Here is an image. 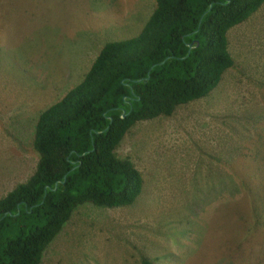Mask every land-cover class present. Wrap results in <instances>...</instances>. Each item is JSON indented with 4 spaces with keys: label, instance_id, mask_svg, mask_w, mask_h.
<instances>
[{
    "label": "rangeland",
    "instance_id": "374dc122",
    "mask_svg": "<svg viewBox=\"0 0 264 264\" xmlns=\"http://www.w3.org/2000/svg\"><path fill=\"white\" fill-rule=\"evenodd\" d=\"M154 7L155 0H0L5 195L35 170L40 113L81 83L106 43L137 36ZM256 20L244 34L238 26L228 31L234 64L208 96L170 117L137 123L117 147L116 156L142 175L135 202L78 206L40 264H140L142 258L264 264V236L257 238L264 208V14Z\"/></svg>",
    "mask_w": 264,
    "mask_h": 264
},
{
    "label": "trees",
    "instance_id": "16d2710c",
    "mask_svg": "<svg viewBox=\"0 0 264 264\" xmlns=\"http://www.w3.org/2000/svg\"><path fill=\"white\" fill-rule=\"evenodd\" d=\"M263 3L155 0L137 36L106 43L81 83L37 119L35 170L0 199V264H40L78 206L133 204L142 175L116 156L117 147L137 123L170 117L178 106L208 96L234 64L228 31ZM259 195L250 198L257 208ZM261 216L257 238L264 236V208ZM140 264L155 263L142 258Z\"/></svg>",
    "mask_w": 264,
    "mask_h": 264
},
{
    "label": "crops",
    "instance_id": "0c3cea01",
    "mask_svg": "<svg viewBox=\"0 0 264 264\" xmlns=\"http://www.w3.org/2000/svg\"><path fill=\"white\" fill-rule=\"evenodd\" d=\"M263 14H264V6L262 4L261 7L254 14H252L246 21H244L243 23L237 25L238 28H239V34L240 35L244 34L247 26H248V29H250L251 27H256L257 23H258V20H256L257 16H261ZM227 49H228V45H227ZM222 80H221V82H222ZM7 183H8L7 182V177L5 175L3 176L1 174V176H0V195H2L1 194L2 190L4 191L3 195H5V193H6L5 189L7 187ZM2 197L3 196H0V198H2Z\"/></svg>",
    "mask_w": 264,
    "mask_h": 264
},
{
    "label": "water",
    "instance_id": "95a60500",
    "mask_svg": "<svg viewBox=\"0 0 264 264\" xmlns=\"http://www.w3.org/2000/svg\"><path fill=\"white\" fill-rule=\"evenodd\" d=\"M211 7H209V9H210ZM188 48H189V50H188V53H187V56L189 55V53H190V50L193 48V47H191V46H188ZM148 78H146V80H147ZM124 116L122 115L121 116V118H123ZM57 185V184H56ZM56 185H55V187H54V190L56 189Z\"/></svg>",
    "mask_w": 264,
    "mask_h": 264
}]
</instances>
